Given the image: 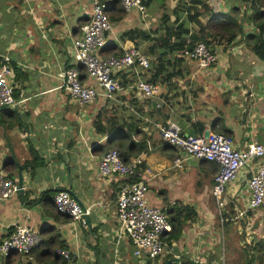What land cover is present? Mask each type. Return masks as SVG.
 Returning a JSON list of instances; mask_svg holds the SVG:
<instances>
[{
    "label": "crops",
    "instance_id": "obj_1",
    "mask_svg": "<svg viewBox=\"0 0 264 264\" xmlns=\"http://www.w3.org/2000/svg\"><path fill=\"white\" fill-rule=\"evenodd\" d=\"M98 1L111 22L101 55L134 47L151 62L149 69L137 65L118 72L122 89L112 97L99 90L93 101L81 105L67 95L58 73L72 65V40L89 20L92 0H0V61L6 55L13 65L10 82L18 102L0 110V171L16 185L21 178L24 189L0 198V241L18 224L35 229L43 240L29 255L0 252V264H247L248 259L260 264L257 253L264 248L256 244L264 242V204L236 217L247 202L246 170L226 191L222 221L211 193L218 166L186 158L159 136V126L172 120L185 133L224 134L236 147L251 141L264 145V59L244 41L253 26L241 22L232 40L202 29L213 13L227 14L238 6L241 15L249 0H203L210 11L189 4L199 13L188 24L190 34L199 36L202 30L219 56L218 63L206 69L159 43L167 26L187 17L179 12L177 0H146L143 14L125 11L120 0ZM165 14L171 25L164 23ZM130 30L150 38L135 43L126 36ZM78 69L83 83L95 85L82 67ZM138 77L157 86L153 97L133 87ZM99 120L102 125L136 121L140 133L124 139L147 142L138 155L142 164L137 177L148 183V203L164 212L176 205L192 213L177 239L164 238L166 249L156 258L135 256L118 229L119 182L98 172L100 156L116 146L109 132L96 131ZM177 158L182 159L181 168L174 164ZM61 189L89 209L86 227L56 211L53 194ZM56 240L60 246H54ZM59 248L68 250L71 258L58 254Z\"/></svg>",
    "mask_w": 264,
    "mask_h": 264
},
{
    "label": "built area",
    "instance_id": "obj_2",
    "mask_svg": "<svg viewBox=\"0 0 264 264\" xmlns=\"http://www.w3.org/2000/svg\"><path fill=\"white\" fill-rule=\"evenodd\" d=\"M146 0H120L125 11L136 10L143 14ZM111 29L110 19L105 7L98 0H92L89 20L81 26V35L72 40L73 62L58 73L62 88L67 95L81 105L93 101L99 90L105 97H112L122 89L116 77L118 72L140 66L149 69L150 59L137 48H130L116 55L104 56L100 50L106 44V35ZM182 54L196 61L199 68L206 69L218 63L219 56L214 45L205 41H196L185 46ZM82 67L88 79L95 85L85 84L80 80ZM13 65L6 55L0 61V110L16 107L18 102L13 96L10 82ZM133 87L146 98L156 94L157 86L138 77ZM159 136L164 143L180 149L186 158L212 161L218 166L214 175L211 193L216 201L221 216L227 205L226 191L242 170H246L247 202L243 209L237 210L236 217L245 216L247 211H254L264 204V145L251 141L242 148L233 145L230 137L216 132L206 131L190 134L181 131L180 126L172 120L159 126ZM140 156L125 162L116 148H109L99 158L98 172L103 179L119 182L115 198L116 221L118 229L131 243L133 254L137 257L156 258L166 249L164 236L170 228L167 215L163 209L152 206L146 199L149 190L145 180H135L141 167ZM175 166L182 167V159H175ZM149 172V170H147ZM16 183L0 171V198H9L16 193ZM56 209L86 227L83 217L89 209L83 207L69 190H57L53 194ZM41 242V235L26 225H15L11 233L0 241V252L7 255L12 252L29 255ZM57 253L69 260L71 253L63 248Z\"/></svg>",
    "mask_w": 264,
    "mask_h": 264
},
{
    "label": "trees",
    "instance_id": "obj_3",
    "mask_svg": "<svg viewBox=\"0 0 264 264\" xmlns=\"http://www.w3.org/2000/svg\"><path fill=\"white\" fill-rule=\"evenodd\" d=\"M150 1L152 0H147V2ZM159 1L161 4H164L165 2V0ZM189 4H199L206 11H210L203 0H177V8L179 9V12L187 13V17H184L178 24H176V26H167V28H165V38L159 41V43L160 45H163L162 47L166 48V50L168 49L174 52L182 53L185 46H191L196 41H205L207 43L206 38H204V35H202V30H199V36H197V33L190 34V27L188 24L189 22L197 19L199 13H197L195 8L189 6ZM239 12L240 9L237 6L227 14L213 13L209 19V23L202 26V29H209V34L211 36H227L228 40H232L236 33L241 31V22H243V24H249L250 26L252 25L254 31L246 32L244 38L245 44L251 48L255 55L264 59V0H249L245 5L243 13L240 15ZM174 13L177 14V11L174 10ZM180 13H178L176 19H178ZM169 21L168 15L165 14L164 23L168 24ZM168 25L171 24L169 23ZM126 36L135 43L150 38L148 33L137 30L128 31ZM95 127L98 133L106 134V132H109V140L114 142L117 150L119 151L120 157L125 162H128L131 160V158L138 156L141 152L146 150V140L139 139V141L134 142L133 140L124 139V137H131V133H140V129H138L136 121L129 123L123 122L120 124H116L115 121H112L107 122L106 125H102L101 121L99 120L95 122ZM201 131L202 130L200 129L199 132ZM114 138H117V140L114 141ZM109 148L110 147H108V149ZM208 162L215 165V163L212 161ZM135 180H139V178L136 177ZM56 211L60 213L57 209ZM165 213L167 215L170 228L164 238H166L168 241L177 239L182 226L184 225L185 221L191 217L192 213L188 208L179 207L176 205L168 207L165 210ZM42 242L39 245H41ZM56 242L57 243H55L54 246L61 244L58 240H56ZM263 243V241L258 242L256 244L257 249H259L261 246L264 248ZM252 260L248 259L247 264H251Z\"/></svg>",
    "mask_w": 264,
    "mask_h": 264
},
{
    "label": "water",
    "instance_id": "obj_4",
    "mask_svg": "<svg viewBox=\"0 0 264 264\" xmlns=\"http://www.w3.org/2000/svg\"><path fill=\"white\" fill-rule=\"evenodd\" d=\"M24 189H23V186H22V179L20 178L19 182H18V185H17V190L16 192L17 193H21L23 192ZM73 194V193H72ZM84 207V206H83ZM83 217L85 218V220L88 222V216L86 214L83 215Z\"/></svg>",
    "mask_w": 264,
    "mask_h": 264
},
{
    "label": "rangeland",
    "instance_id": "obj_5",
    "mask_svg": "<svg viewBox=\"0 0 264 264\" xmlns=\"http://www.w3.org/2000/svg\"><path fill=\"white\" fill-rule=\"evenodd\" d=\"M260 226H258V228H259ZM260 233H262V232H260ZM226 237H228V236H226ZM259 253V254H258ZM257 253V255H258V261H259V263L260 264H264V250H260L259 252ZM257 260V259H256ZM254 264H257V262H254Z\"/></svg>",
    "mask_w": 264,
    "mask_h": 264
}]
</instances>
